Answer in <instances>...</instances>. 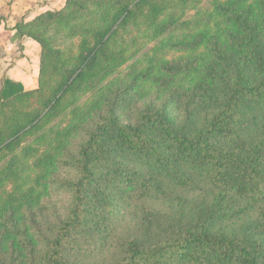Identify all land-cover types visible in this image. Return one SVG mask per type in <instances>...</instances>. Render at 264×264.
Returning <instances> with one entry per match:
<instances>
[{"label": "trees", "instance_id": "16d2710c", "mask_svg": "<svg viewBox=\"0 0 264 264\" xmlns=\"http://www.w3.org/2000/svg\"><path fill=\"white\" fill-rule=\"evenodd\" d=\"M155 2L66 0L63 9L18 24V38L40 45V71L31 90L1 80L0 154L7 161L0 192L29 184L37 144L51 125L79 117L82 98L98 96L135 59L136 40L131 55L116 49L115 18L135 24L150 12L155 35L171 40L136 80L167 91L178 78L184 88L141 110L134 108L135 84L113 93L106 115L64 161L76 180L58 183L71 204L54 237L38 252L39 243L11 222L0 231V264H75L70 252L89 249V240L106 242L126 206L152 200L175 209L178 226L161 238L151 230L130 241L121 264H264V0H217L209 12L162 22ZM59 36L81 42L77 53L56 46ZM180 100L187 101L182 121ZM132 109L135 121L122 122L120 114ZM206 109L213 115L202 123ZM251 133L257 137L245 140ZM190 194L201 199L190 205ZM142 213L146 221L154 217L150 208Z\"/></svg>", "mask_w": 264, "mask_h": 264}, {"label": "rangeland", "instance_id": "374dc122", "mask_svg": "<svg viewBox=\"0 0 264 264\" xmlns=\"http://www.w3.org/2000/svg\"><path fill=\"white\" fill-rule=\"evenodd\" d=\"M215 1L217 0H156L155 4L164 10V14L156 20L162 22L164 19L174 17L190 18L198 10L209 12L213 9ZM119 20L115 18L111 25L117 40L116 49L124 48L123 50L128 55H131L135 50L130 46V43L136 40L139 46L135 48V59L124 65L120 75L107 81L103 91L98 96H85L82 98L84 109L79 117H69L61 123L51 125L49 128V130L51 129V132L49 131L50 134L48 133L42 143L37 144L40 154L33 162L32 181L29 184L27 183L28 185L22 182L13 183L7 185L0 192L2 197L0 231H8L11 222H13L19 230L27 231L30 238L39 243L38 252L45 248V239L54 237L57 226L65 220L71 204V194L58 185L60 182L76 180L75 173L64 165V161L69 159L68 157L72 156L78 150L80 143L87 138L84 130L95 127L100 119L106 115L108 98L113 93L135 84L136 88L133 90L136 100L134 108L141 110L149 104L161 106L175 89L184 88L178 78L174 80V85L172 84L167 91H162L148 83L136 80L137 76L145 70L147 62L154 53L156 51H164V44L171 39H160V37L155 35L153 28L150 27L153 17L149 11L135 24H124ZM220 28V22L216 21L213 25L215 34ZM88 43L90 44L92 41ZM55 45L64 50L69 56L77 53L81 42L65 40L62 36H59L55 41ZM23 49L18 46L16 53H22ZM166 57L171 60L178 57V55L167 52ZM36 61L39 73L40 60L36 59ZM11 64L13 62L3 66L4 69L10 68ZM31 77L33 78V76ZM33 79L36 80V75ZM186 105L187 101L180 100L177 108H175V114L179 116L178 118L181 121L183 120ZM135 115L136 112L132 109L121 113L120 118L122 122L133 123L136 118ZM212 115L213 111L206 109V114L201 113L200 120L203 123L207 118H211ZM258 125L261 129L264 123H259ZM256 137L257 135L254 136V133H251L244 139L251 140ZM4 155H6L5 152L0 154V158L3 157L0 161V166L7 161ZM186 196L190 205L201 199L199 195L190 194ZM147 208H150L154 217L146 221L142 211ZM174 213H176L175 209L172 210L164 202H154L152 200L138 202L136 205L132 203L125 207L124 213L121 214L120 219L115 223L114 232L106 242L100 241L95 245L92 240H89L86 243L89 249H83V247L78 246V251H72L67 255L68 260L75 264H121L126 256L127 244L130 241L142 238L146 233V236L152 234L151 230L157 238H161L169 234L167 229H176L178 217L172 222ZM259 215L260 211L257 210L252 213V218Z\"/></svg>", "mask_w": 264, "mask_h": 264}, {"label": "crops", "instance_id": "0c3cea01", "mask_svg": "<svg viewBox=\"0 0 264 264\" xmlns=\"http://www.w3.org/2000/svg\"><path fill=\"white\" fill-rule=\"evenodd\" d=\"M65 5L66 0H0V84L6 76L23 83L27 90L37 88L39 73L36 59L40 60L41 48L31 39L18 38L17 26L48 11L61 10ZM18 46L24 48L22 53H16ZM12 62L10 68L4 69L3 66ZM35 75L36 80L33 79Z\"/></svg>", "mask_w": 264, "mask_h": 264}]
</instances>
